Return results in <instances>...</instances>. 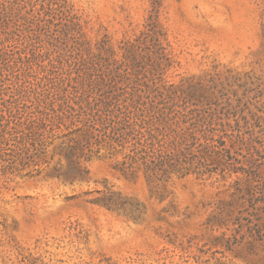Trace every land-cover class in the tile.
<instances>
[{
	"label": "rangeland",
	"instance_id": "1",
	"mask_svg": "<svg viewBox=\"0 0 264 264\" xmlns=\"http://www.w3.org/2000/svg\"><path fill=\"white\" fill-rule=\"evenodd\" d=\"M0 264H264V0H0Z\"/></svg>",
	"mask_w": 264,
	"mask_h": 264
}]
</instances>
